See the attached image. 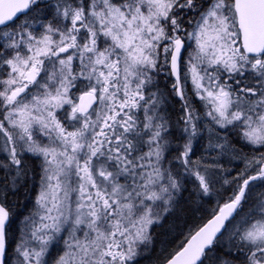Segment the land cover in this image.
Wrapping results in <instances>:
<instances>
[{
  "label": "snow or ice",
  "instance_id": "1",
  "mask_svg": "<svg viewBox=\"0 0 264 264\" xmlns=\"http://www.w3.org/2000/svg\"><path fill=\"white\" fill-rule=\"evenodd\" d=\"M0 264H264V0H0Z\"/></svg>",
  "mask_w": 264,
  "mask_h": 264
}]
</instances>
